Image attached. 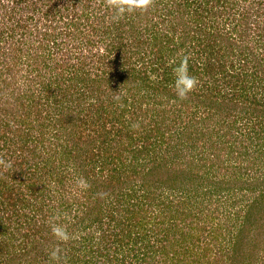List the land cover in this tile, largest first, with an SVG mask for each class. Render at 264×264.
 <instances>
[{"label": "rangeland", "instance_id": "rangeland-1", "mask_svg": "<svg viewBox=\"0 0 264 264\" xmlns=\"http://www.w3.org/2000/svg\"><path fill=\"white\" fill-rule=\"evenodd\" d=\"M52 1L1 0L0 2V154L13 163V167L7 170L10 175L14 172L12 169H23V173H18V176L10 181L12 183L16 180L15 193L22 192L27 199L30 196V189H37L36 193L28 198L29 203L26 204L25 209L30 216L42 215L39 219L40 230L35 228L29 231V234L36 236L42 233V237L46 235V231L51 234L50 228H42V225L47 227L49 217L59 213L61 215L59 222L67 224L66 217H63L64 208L59 205V199L63 196L69 198L70 195H67L68 193L63 189L68 182L61 183L56 179L63 177L62 175L73 167L71 161H66L68 163L62 164L61 172L55 171L54 176L48 174L42 177L45 172L42 166L47 163L45 157L48 154L57 153L60 159L63 157L62 149L67 151L73 149L72 139L85 136L88 141L91 136L98 135L105 140L104 146L100 149L107 159L105 158L106 163H103L96 156V160L87 166L91 168L90 175L93 178L107 176L110 171L108 169L111 168L114 178L118 175V178L125 179L123 163L129 162L130 159L134 160L136 169L149 165L142 158L143 153L140 149L136 148L138 140L143 138L138 137L137 134L143 125L139 123L140 127L136 130L131 125L140 120L154 122L141 115L143 110L140 111L139 108L134 110V106L138 105L137 97H133L134 105L128 107L132 108L130 112L124 109L122 100L115 101L107 97L106 84L99 81L90 82V79L103 75L102 73L115 66V63L118 64L120 71L123 69L122 73H125V76L129 70L137 73L140 72V68H143L142 73L145 72L146 76L151 77L152 72L155 73L153 68L157 64L162 67L160 69H163L173 61L176 53L173 49L177 50V48L178 53L190 54V57L200 62L205 55L201 51L206 42L214 43L213 55L219 51L224 55L220 57L229 56L235 60L241 55L242 58H248L246 65L254 64L256 61L251 60L254 57H264V36L260 35V30H264L262 28L264 0H178L185 2L177 9L175 5L169 4L168 11L165 10L167 4L164 1L166 0H155L154 5L149 8L151 13L143 14L144 20L140 19L139 24L134 23L137 27L136 32L138 33L139 30L140 36L144 37L145 47L142 46L132 56L127 55L114 60L113 63L110 61L111 55L107 56L113 54V51H107L108 53L106 50L102 51L105 47L102 39H110L102 31L109 24L111 16V12L104 8L102 0H57L59 10L51 16L45 15ZM247 8H249L248 15L244 18L241 14ZM136 18L135 14L129 17L133 20ZM74 19L77 21V24L74 22L75 25L71 23ZM52 20L57 25H54ZM92 23L94 29H92ZM231 24L237 26L242 34L239 32L238 35H233L234 39L229 37L225 39V42L221 41L222 33L228 31ZM152 25H158L170 34V40L167 43L170 47L164 49V52L167 51L166 54L157 60L156 57L160 51L159 43L153 41L147 45V41L151 42V38L154 37L151 31L154 27ZM74 28L76 33L73 35ZM242 31H247L248 36L246 37ZM182 43L188 46L185 44L181 46ZM228 44L231 45V50L227 47ZM152 45L156 51H152ZM169 49H172L171 52L168 51ZM83 55L89 57L88 62L87 58L82 57ZM198 65L201 66V64ZM194 69L202 79L207 75L201 67ZM259 73L260 70L258 75ZM119 90V87H114L109 93L113 96L112 92H119ZM121 90L122 93H126V89L121 88ZM159 91L166 106L163 109L165 119L159 123L165 128L150 138L151 145L143 152L163 154L162 158L169 161V168H181V176L174 173L171 180L175 179L174 183L181 187V192L177 194L184 195L186 199L189 198L184 191L188 187H196L195 183H192V180H195L193 175L196 173L203 175L207 180L225 183L224 189L217 194L221 199L216 202L201 201L187 214L180 213L181 209L175 212L171 226L175 222H179L182 226L181 229L176 230V235L182 237L181 244H177L176 249L179 247L182 252L175 254L173 263L264 264V197L262 196L264 148L260 149V145L255 141L253 142L255 144L251 145L249 140L247 141L240 133L236 137L235 135L226 136L219 124L214 122L212 113L204 119L207 111L211 110V108L208 110L207 101L208 97H212L209 96L212 93L207 90L206 85H202V80H199L197 88L185 100L178 99L174 90ZM220 92L224 93L223 87ZM177 106L179 109H176ZM114 116L120 119L116 121L120 131L116 126H110V123L107 126L103 124L106 118L113 120ZM190 117L198 120L195 127L203 122L218 128L219 134L222 135L217 134L215 139L221 148H213L210 140L206 143L199 142L197 148H193V152L176 153L175 149L180 147L176 145H174L175 148L172 147L175 141L172 137L188 132V125H185ZM243 122L242 119L237 120L236 125L239 127ZM190 127L193 126L190 125ZM185 134L182 136H189L188 133ZM201 134V131H198L193 135L201 139ZM92 146L94 148L95 141ZM245 147L247 150L244 149ZM244 150L249 152L246 157ZM94 151V154L98 155L99 147ZM256 153L258 155L255 157ZM178 154L186 156L180 158ZM236 156L240 159L239 161ZM191 159H194L195 163L189 165ZM239 162L243 163L241 169L238 167ZM49 166L50 164L47 165ZM228 169L232 173L229 179L238 177V181L232 183V179L228 183L224 179L229 176V173L225 171ZM2 170L0 168V171ZM155 172L157 170L149 174L146 183L141 173L134 172L132 177L123 181V187L119 186L121 180L114 183L115 185H108L110 194L115 195L113 196L114 204H119L116 217L126 221L129 216L141 215L140 207L146 205L145 202L153 201L160 191L155 190L152 178ZM73 175L77 176L75 173ZM167 175L161 174L162 177ZM68 181L76 182L73 177ZM42 182L45 184L44 187ZM161 182L164 187L167 186L163 179ZM132 183L134 185L129 187ZM95 186L99 190L106 189L101 184L99 186L95 184ZM77 188L76 186L72 190H75L78 196L82 195V190ZM95 192L101 193V191ZM4 198L5 196L2 197L0 194V213L7 215L10 211L3 202ZM191 199L195 200L193 197ZM72 207L76 208V206ZM67 211L65 215L71 216ZM261 212H263V218L250 216L249 222H244L246 216ZM140 223L141 221L135 229L143 233L144 227ZM109 224H111L108 228L109 232L122 231L117 221L112 220ZM144 224L148 225L146 222ZM9 230L13 242L8 248V255L3 254V249L0 248V263L28 264L27 259L23 258V262H18L12 255L15 251L29 249L34 239L28 237V242H25L22 237L24 233L18 232L16 221ZM164 230H162L163 234ZM68 231L73 233L72 228H68ZM78 233H73V239ZM53 241L58 242L53 236L50 241L41 240L37 251H42L43 247L52 246ZM159 256L160 252H154L153 258L157 259ZM178 256L182 258L181 261L178 260ZM2 257H10V260L4 263L1 261ZM42 257L40 254L39 258ZM163 261L165 264H171V258H163ZM40 263L45 264L43 258Z\"/></svg>", "mask_w": 264, "mask_h": 264}, {"label": "trees", "instance_id": "trees-1", "mask_svg": "<svg viewBox=\"0 0 264 264\" xmlns=\"http://www.w3.org/2000/svg\"><path fill=\"white\" fill-rule=\"evenodd\" d=\"M167 1L168 0L164 1L167 4L165 8V10L167 11L169 4L175 5L177 9V7L181 6L185 2L178 0H169V2ZM56 2L57 0L52 1L49 10L45 11V15L51 16L52 13L55 14L59 10L58 7L60 6L57 5ZM248 9L249 8L245 9L242 12L241 16L246 18L248 15ZM149 12L151 13V9H148L145 12L137 11L136 13H134L137 16V18L135 19L137 21L129 19L131 15H125V17L120 20L119 23H113L110 21L109 24L105 28H103V34L108 35L110 39H102L104 41L103 45L105 46L103 47L104 49H102V51H113V54L107 55H111L110 61H112V63L114 62V60L124 58L127 55L132 56L135 51L141 49L142 46L145 47L146 42L144 40V37L140 36L139 30L138 33L136 32L137 27L134 25V23L138 22L139 24L140 19H142V15ZM182 16L183 14L181 15V17ZM52 22L53 24L55 23V21L53 20ZM74 22H76L77 24V21L75 19L71 20V23L74 24ZM152 26L151 27L153 29H151V31L154 37L151 38V42L149 40L147 41V45L149 43H152L153 41H157L159 43L160 51L158 52V55L156 57L157 60L161 59L166 54L167 51L164 52V49L170 47V45L167 44L170 40V34H167V32L161 29L158 25ZM262 28H264V26ZM92 29H94L93 23ZM239 32L241 33V31H238V27L231 24V28L228 31L222 33L223 38L221 41L225 42V39L229 37H232V39H234L233 35H238ZM242 32H244L246 37L248 36L247 31ZM75 33L76 30L74 28L72 34L74 35ZM260 35L264 36V30H260ZM89 40L90 37L88 38V41ZM184 44L188 46L186 43H182L181 46H183ZM214 46L215 45L213 42H206L205 46H203V51H201L205 54L202 58V61L197 62L192 58V56L189 60V73L197 77L198 80H202V85H206L207 90H210V92L212 93V95L209 94V96L212 97H208L207 101V105L209 106L208 110H210V108L211 110L210 112L207 111L206 115L204 114V119H207L212 113L214 122L219 124V127L223 130L226 136L235 135L236 137L240 133L247 141L249 140L251 145H254L255 143L253 144V142L255 141L260 145V149L264 148V57H254L251 60L256 62H253L254 64L251 65H246V59L248 58H242L241 55L236 60L235 58H231L229 56L220 57L224 55L219 51H216L217 53L213 55V50L215 49ZM227 47L231 50V45L228 44ZM171 50L172 49H169L168 51L171 52ZM173 50L174 52L176 51L174 55L175 58L173 57V61H175V64L173 63V61H171L163 69H160L162 67L157 64V66L153 68V71L155 73L152 72L151 77L149 75L146 76L145 72L142 73L143 68H140V72L137 73L129 70V72L125 76V73H122L123 69H121L120 71V69L118 68V64L115 63V66H112V68L108 69L107 72H103V75H97L93 79H90V82L99 81V83L106 84V89L108 90L107 97L110 100H113V96L109 93V91L113 90L114 87H121L122 89H126V93H123L122 97L124 109L132 111V108L129 109L128 107L134 105L135 102L133 101V97H137L138 105L134 106V110H136L137 108H139L140 111L143 110V114L141 115L154 122L152 123L145 120L138 121L143 126H141L142 128L138 131L137 134L138 137L141 136L143 138L141 140L137 139L138 145L136 146V148L140 149V152L143 153L142 158H144L145 162H147L149 165L146 167L143 166L142 169H136L134 166V160L132 159H130L129 162L123 163L125 170L123 173H125V179L132 177L134 172H137V174H142L143 179L146 183L149 174L157 170V172L152 175V178L154 179L153 182L155 183V190L160 191L156 194L153 201L145 202L146 205H142L140 207L141 215H133V217L129 216L126 221H122V218L115 216L119 204H114L113 196L115 195L110 194L107 187L109 184L117 183V181L120 182L119 180H121L122 182H120L119 186L123 187V181L125 179L118 178V175L116 176V178H114L115 175L111 168L108 169L110 171L105 177L102 176L101 178H93L90 175L91 168L87 166H89L91 162H94L96 160V156H98L103 163H106L105 158L107 159V157L103 154V152L101 153V149L105 144L104 138L99 137L98 135L91 136V139H88L87 141V138L85 136L81 137L80 139L78 137L76 139H72L71 142L74 144L71 151L62 149V158L59 159L57 153L48 154L45 157L47 163H45L46 166H42L43 171L45 170L44 174H42V177L48 174H50V176H54L55 171L56 173L58 171L61 172L62 164L68 163L66 161H71L70 163L73 166L66 171V174L62 175L63 177H59V179H56L65 184L68 182L63 189L68 193L67 195L70 196L69 198L66 196L60 198L59 205L61 207L63 206L64 208L63 217H66L67 227L72 228L73 233L79 232L75 236V238L68 243L60 244V247L64 249L66 264H165L163 258L167 257L169 259L171 258V264H178L173 263V259L175 257V254H181L182 252L179 250V247L176 249L177 244H181L182 237L176 235V230L181 229L182 226H180L179 222H175L174 225L171 226V221L175 216V212L181 209L180 213L187 214L188 211H191L196 205L198 206L201 201L203 202L206 200L210 203H214L218 199H221L217 196V194L224 189L225 183H217V181L207 180L203 177V175H200L198 173L193 175L195 180H192V183H195L194 185H196V187H188L184 191L185 193H187V197L189 199H186L182 194L178 195L177 193L181 192V187L178 186L177 183H174L175 179L171 180V177L174 173H176L177 176H181V168H169V161L162 158L164 156L163 154L160 155L154 154V152H143V150H146L148 146L151 145L150 138L156 135V133L164 130L165 128L161 123H159L165 119V113L163 109H165L166 107L164 105V98L161 95V91L159 90H173L175 79L173 67H175L176 64H178L184 56L182 55V53L177 52L178 48L177 50ZM152 51H156V48L153 45ZM105 53L103 54L105 55ZM82 57L87 58V62L89 61L88 56L83 55ZM198 64H201V66H199ZM200 67L201 70L205 74H207L204 79L196 74V70L194 69ZM259 70L260 73L258 75ZM221 87L224 88L223 94H221L220 92ZM138 96H140V98H138ZM175 105L178 104L175 103ZM119 108H121V106H119ZM177 108L179 109L178 106L176 107V109ZM241 119L244 120V122L238 127L236 125L237 120L239 121ZM117 120H120L118 116H114L113 120L111 118H106L103 124L107 126V124L110 123V126H116V128H118V131H120V127H118V124H116ZM197 122L198 120H194L191 117L188 119L187 124L185 125H188V132L185 131L183 133H188V137L182 136L183 134L175 138L172 137V140H175L172 144V147L175 148L174 145L180 147L179 149H175L176 153H188L190 151L193 152V148H197L199 142L206 143L210 140V144L213 148H221V145H219L218 141L215 139L217 134H219V129L215 128V126L211 127L210 125H207L203 122H201L203 126L201 124L195 127ZM190 125L193 127H190ZM198 131H201V133L203 134H201V139L193 135ZM83 134L86 135L85 133ZM183 137L185 138V140L183 139ZM92 139H94L95 141L94 148L92 146L94 144V141ZM98 147L99 154L97 155V153L94 154V149H98ZM244 149H246V147ZM178 155L180 156V158L186 156L180 154ZM247 155H249V152L244 150V156L246 157ZM257 155L258 153L255 154V157ZM236 159H238V161L240 160L238 156H236ZM193 163H195V161L194 159H191L189 161V165ZM48 164H50L49 167H47ZM242 164L243 163L241 162L238 165L240 169L242 168ZM12 170L14 171L12 172V175H10V173H8L7 171H0V194L2 195V197L5 196L3 202L9 208V211L11 213H7V215L0 213V248L3 249V254L6 253L8 255V248L11 247V244L13 242V239L9 235V229L13 222L16 221L18 232L21 234L24 233V235H22L24 241L28 242V237L34 240L32 246H30L29 249H21V251L19 252L15 251L12 257L15 258L18 262H23V258H25L27 259L28 264H41L40 261L42 262V258L45 264H55V262L49 260L48 253L50 252L52 247H54L59 242L56 243L53 241L52 246L43 247L42 251H37L40 241H50L53 236L52 233L49 234V232L46 231V235L44 237H42V233H37L38 236L32 233L29 234V231L35 228H37V230H40L41 227V225L39 224V219L42 217V215L39 216L38 214L36 217L30 216L25 209L26 204L29 203L28 198L32 197V195L36 193L37 189H30V196H28L27 199H25L26 195L24 193H15L14 184L16 183V180H14L12 183L10 181L15 179L18 176V173H23V169ZM225 171L229 173V176L228 178L224 179L228 183H230L233 179H229L232 173L229 171V169ZM240 171L241 170H239V172ZM235 172L237 174V171ZM73 173H75L77 176H74ZM162 173H166L168 175L162 177ZM59 175H61V173H59ZM72 177L74 178V180H77V178L79 177H83L88 181L89 184L91 183L90 187L86 191H81L82 195L80 196L77 195V192L75 190H72V188H76V182H73L75 183L73 184L68 181V179H72ZM237 178L234 177L232 183L233 181H238ZM162 179L164 180V183H166V187H164V184L161 182ZM186 182L188 183V180ZM98 183L106 189L99 190V188L95 186V184L99 186ZM44 185V182H42L43 187ZM133 185L134 183H132L129 187H132ZM69 187L71 189H69ZM67 189H69V191ZM94 191H101V193H108V195L104 198H100V196L98 195L99 192L94 193ZM262 196L264 197V191L262 193ZM172 197H174V199H172ZM192 197L195 200L191 199ZM72 206H76V208H73ZM39 210H41L40 212H42V208H40V206ZM66 211L69 212L71 216L65 215ZM257 211H259V209H257ZM250 216H261L263 218V212H261L260 214L254 213L252 215L246 216L244 222L248 221V219L250 220ZM145 219L147 221H145ZM112 220L117 221V224L120 226V230L122 231L115 233L109 232L108 228L111 225L109 223ZM107 221H109V223ZM140 221L144 227L143 233H140L137 229H135V227L139 226L138 224ZM143 221L148 223V225L144 224ZM43 227L44 229L50 228L48 225L47 227L42 225V228ZM163 229H165L164 234L162 233ZM180 235H182V233ZM183 251H185V249H183ZM154 252H160L159 258H153ZM40 254L41 256H43L42 258H39ZM8 260H10V257L1 258V261L4 263H6ZM178 260L181 261L182 258L178 256Z\"/></svg>", "mask_w": 264, "mask_h": 264}, {"label": "clouds", "instance_id": "clouds-1", "mask_svg": "<svg viewBox=\"0 0 264 264\" xmlns=\"http://www.w3.org/2000/svg\"><path fill=\"white\" fill-rule=\"evenodd\" d=\"M154 3L155 0H102L104 8L111 12L110 21L113 23H119L125 15H132L137 11L145 12L152 7ZM54 25H57V23H54ZM190 58V54L184 55L179 63L173 67L175 77L173 90L176 97L180 100L187 99L189 94L199 85L198 78L189 73ZM173 63L175 64V61H173ZM112 94L115 101L122 100L123 93L121 87L119 92H112ZM131 127L136 130L139 129L140 124L139 122H136L133 123ZM12 167V161L7 160L2 154H0V168L7 171ZM76 185L82 191H86L90 187L88 181L83 177L77 178ZM98 195L100 198H104L108 193H98ZM60 220L61 215L59 213L48 218L47 223L50 227L51 233L55 240L59 242L52 247L48 255L49 260L55 262V264H62V262L63 264H66L64 249L60 247V244L72 240L73 234L68 231L66 224L59 222Z\"/></svg>", "mask_w": 264, "mask_h": 264}]
</instances>
